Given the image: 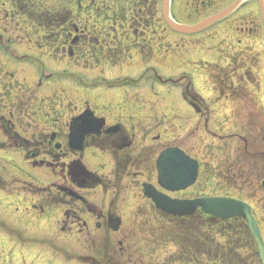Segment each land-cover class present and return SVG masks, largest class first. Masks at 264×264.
<instances>
[{
	"label": "rangeland",
	"instance_id": "374dc122",
	"mask_svg": "<svg viewBox=\"0 0 264 264\" xmlns=\"http://www.w3.org/2000/svg\"><path fill=\"white\" fill-rule=\"evenodd\" d=\"M86 2L95 7L103 0ZM187 7L191 17L181 22L194 24L200 18L193 12L195 0H187ZM163 35L168 50L155 45L150 61L148 54L128 52L63 56L34 42L0 54V114H5V99L31 97L35 105L33 116L12 121L28 147L5 135L0 120V264H261L242 218L215 223L195 213L167 221L143 195L142 183L160 189L155 160L163 149L178 146L199 160V176L189 189L169 195L242 199L252 205L264 241V45L260 38L242 37L239 43L213 28ZM244 61L256 70L263 111L247 89L214 93L204 73L223 67L242 82ZM152 67L161 79H154ZM184 74L191 75L205 99L198 113L166 79ZM88 108L108 125L118 121L129 128L130 146L118 150V157L112 148L74 152L68 147L72 118ZM51 133L61 150L47 155ZM35 150L41 153L35 158L26 154ZM76 160L112 180V166L119 162L135 167L123 177L120 191L78 189L66 176ZM59 188L71 190L76 200ZM104 214L117 219L116 231Z\"/></svg>",
	"mask_w": 264,
	"mask_h": 264
},
{
	"label": "flooded vegetation",
	"instance_id": "af4514ba",
	"mask_svg": "<svg viewBox=\"0 0 264 264\" xmlns=\"http://www.w3.org/2000/svg\"><path fill=\"white\" fill-rule=\"evenodd\" d=\"M83 2L0 0V54L17 52L23 43L34 42L35 45L44 43L51 46L50 51L63 56L89 54L102 58L127 52L132 57L143 56L154 50L156 36L163 40L164 33L172 32L163 17L162 0H113L112 3L104 0L95 7ZM236 2L238 4L228 15L205 31L213 28L216 33L239 43L242 37L244 40L260 38L264 45V0H195L193 12L200 18L192 17L194 23ZM190 14L187 0L170 1V16L174 21L182 23L181 20L191 17ZM93 19L98 20L91 21ZM29 37L35 41L26 42ZM116 41L119 45H114ZM5 100V114H0L3 126L12 127L14 118L33 116L35 113L31 97L25 102ZM61 191L69 200H76L69 190L61 188ZM66 203L69 204L61 202L63 205ZM104 216L107 225L115 219L112 215Z\"/></svg>",
	"mask_w": 264,
	"mask_h": 264
},
{
	"label": "water",
	"instance_id": "95a60500",
	"mask_svg": "<svg viewBox=\"0 0 264 264\" xmlns=\"http://www.w3.org/2000/svg\"><path fill=\"white\" fill-rule=\"evenodd\" d=\"M169 1L163 0L164 16L176 31L183 33H196L210 24L215 23L227 15L235 6L201 22L188 26L178 25L169 19ZM102 121L92 116H84L69 134V145L72 149L82 150L87 134L93 132L100 134ZM159 185L168 191H179L191 186L197 178L198 162L191 159L182 150L176 147L167 148L160 153L156 161ZM144 195L150 198L158 210L174 216H186L193 214L197 208L211 216L227 219L230 217H244L258 244V253L264 264V245L255 218L251 214L250 207L242 201L227 197H201L190 200L173 199L156 190L151 184L144 183ZM113 230H117L114 222Z\"/></svg>",
	"mask_w": 264,
	"mask_h": 264
},
{
	"label": "trees",
	"instance_id": "16d2710c",
	"mask_svg": "<svg viewBox=\"0 0 264 264\" xmlns=\"http://www.w3.org/2000/svg\"><path fill=\"white\" fill-rule=\"evenodd\" d=\"M236 61V60H234ZM253 62V61H251ZM247 64L249 66V62H242L243 68L247 71V82L248 84H252L253 86H258V78L254 71L253 66L251 65L247 68ZM209 78L212 83V87L214 92L217 93L219 96L224 94H233L237 93V89L233 87L232 80H231V71L222 68H217L216 70H209L207 71ZM156 79H161L160 76L156 75ZM163 79V78H162ZM170 82L171 86H179L182 88L184 99L192 105L195 109L200 110V105L204 103L203 99L195 92L190 76L182 75L180 78H169L167 79ZM247 82L244 81V87L247 86ZM111 87H115L111 86ZM220 93V94H219ZM234 95V94H233ZM89 113V111H88ZM78 119H75V123ZM129 141V133L120 124H116L113 126L107 127L102 135L100 136H89L86 143L88 146H94L100 149L112 148L114 150L122 147L127 146ZM23 145L27 146V141H23ZM29 157L37 156L39 153L35 150L34 152H28ZM125 163L119 162L117 166H115V176L116 179L112 181H108L102 177H99L97 174H94L88 171L83 164L78 160L76 161L73 166H71L69 170V179L71 180L72 184L75 185L77 188L80 189H92L96 186L106 187L107 189L110 188L112 185L113 188L116 190H120V174L124 173L127 169ZM109 185V186H108ZM211 218L209 216H205V218ZM212 219V218H211ZM165 220L171 221L173 218L165 217ZM213 220V219H212Z\"/></svg>",
	"mask_w": 264,
	"mask_h": 264
}]
</instances>
